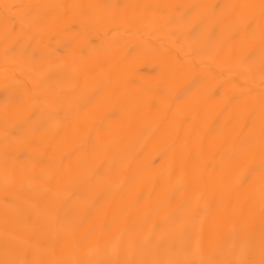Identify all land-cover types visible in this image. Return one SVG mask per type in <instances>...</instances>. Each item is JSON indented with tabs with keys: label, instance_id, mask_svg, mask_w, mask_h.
I'll list each match as a JSON object with an SVG mask.
<instances>
[{
	"label": "bare ground",
	"instance_id": "6f19581e",
	"mask_svg": "<svg viewBox=\"0 0 264 264\" xmlns=\"http://www.w3.org/2000/svg\"><path fill=\"white\" fill-rule=\"evenodd\" d=\"M0 264H264V0H0Z\"/></svg>",
	"mask_w": 264,
	"mask_h": 264
}]
</instances>
